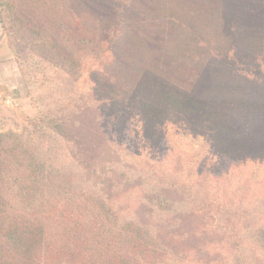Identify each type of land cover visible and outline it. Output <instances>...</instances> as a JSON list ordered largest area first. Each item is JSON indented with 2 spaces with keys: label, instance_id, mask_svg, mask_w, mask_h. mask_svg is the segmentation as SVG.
Wrapping results in <instances>:
<instances>
[{
  "label": "trees",
  "instance_id": "16d2710c",
  "mask_svg": "<svg viewBox=\"0 0 264 264\" xmlns=\"http://www.w3.org/2000/svg\"><path fill=\"white\" fill-rule=\"evenodd\" d=\"M36 1L45 51L67 73L78 45L104 56L90 78L110 119L133 112L147 123H183L224 155L264 162V0ZM32 127L0 130V264L161 261L166 240L180 237L119 225L108 198L72 169L80 163L60 124ZM78 207L90 210V224ZM258 238L264 246V229Z\"/></svg>",
  "mask_w": 264,
  "mask_h": 264
},
{
  "label": "rangeland",
  "instance_id": "374dc122",
  "mask_svg": "<svg viewBox=\"0 0 264 264\" xmlns=\"http://www.w3.org/2000/svg\"><path fill=\"white\" fill-rule=\"evenodd\" d=\"M65 15L72 26L76 17L69 10ZM41 22L36 0H0V31L33 108L5 127L48 129L58 122L65 147L80 163L72 169L89 192L108 198L119 225L130 221L148 237H180L166 240L167 254L157 264H264L258 238L264 162L224 155L206 134L191 133L183 123H147L133 112L110 119L96 107L90 78L104 56L90 55V43L78 45L77 65L67 73L63 61L45 51L50 43ZM75 212L90 224V210Z\"/></svg>",
  "mask_w": 264,
  "mask_h": 264
},
{
  "label": "crops",
  "instance_id": "0c3cea01",
  "mask_svg": "<svg viewBox=\"0 0 264 264\" xmlns=\"http://www.w3.org/2000/svg\"><path fill=\"white\" fill-rule=\"evenodd\" d=\"M27 107L32 112L33 108L26 99V84L16 64L14 52L0 31V130L12 128L5 127L6 123L14 121L21 111L26 112ZM10 117L14 119L9 121Z\"/></svg>",
  "mask_w": 264,
  "mask_h": 264
}]
</instances>
